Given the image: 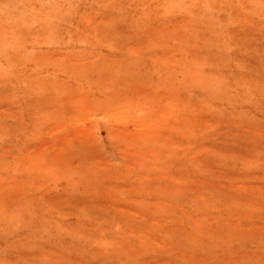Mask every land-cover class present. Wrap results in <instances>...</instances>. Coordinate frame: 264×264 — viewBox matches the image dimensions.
Returning a JSON list of instances; mask_svg holds the SVG:
<instances>
[{"label":"rangeland","instance_id":"1","mask_svg":"<svg viewBox=\"0 0 264 264\" xmlns=\"http://www.w3.org/2000/svg\"><path fill=\"white\" fill-rule=\"evenodd\" d=\"M0 264H264V0H0Z\"/></svg>","mask_w":264,"mask_h":264}]
</instances>
